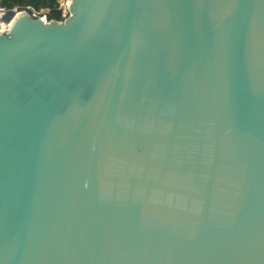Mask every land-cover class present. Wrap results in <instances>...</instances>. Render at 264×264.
Returning a JSON list of instances; mask_svg holds the SVG:
<instances>
[{
	"label": "water",
	"instance_id": "95a60500",
	"mask_svg": "<svg viewBox=\"0 0 264 264\" xmlns=\"http://www.w3.org/2000/svg\"><path fill=\"white\" fill-rule=\"evenodd\" d=\"M0 32V264H264V0H70Z\"/></svg>",
	"mask_w": 264,
	"mask_h": 264
},
{
	"label": "trees",
	"instance_id": "16d2710c",
	"mask_svg": "<svg viewBox=\"0 0 264 264\" xmlns=\"http://www.w3.org/2000/svg\"><path fill=\"white\" fill-rule=\"evenodd\" d=\"M0 6L6 9L14 7H30L37 12L44 13L49 20H61V12L58 9L59 0H0Z\"/></svg>",
	"mask_w": 264,
	"mask_h": 264
},
{
	"label": "built area",
	"instance_id": "2783aa9c",
	"mask_svg": "<svg viewBox=\"0 0 264 264\" xmlns=\"http://www.w3.org/2000/svg\"><path fill=\"white\" fill-rule=\"evenodd\" d=\"M68 1L69 0H66L64 2V0H62V2H64V4H62L61 1L59 0L58 9L61 12L62 19L58 20V21H63L64 19H66L70 15ZM8 10H10V9H6V8L0 6V32H7L8 28L10 26L11 20L10 21L5 20V16L7 15ZM11 10H13L16 14L18 13V7H14ZM32 10H33V13L35 15L39 16L40 18L44 19L45 21H49V19L47 18V16L44 13L37 12L33 8H32ZM51 20H53V19H51Z\"/></svg>",
	"mask_w": 264,
	"mask_h": 264
},
{
	"label": "rangeland",
	"instance_id": "374dc122",
	"mask_svg": "<svg viewBox=\"0 0 264 264\" xmlns=\"http://www.w3.org/2000/svg\"><path fill=\"white\" fill-rule=\"evenodd\" d=\"M60 1H61L62 4H64V2H65L66 0H64V2H62V0H60ZM69 3H70V0L68 1V5H69Z\"/></svg>",
	"mask_w": 264,
	"mask_h": 264
},
{
	"label": "bare ground",
	"instance_id": "6f19581e",
	"mask_svg": "<svg viewBox=\"0 0 264 264\" xmlns=\"http://www.w3.org/2000/svg\"><path fill=\"white\" fill-rule=\"evenodd\" d=\"M12 21H13V19L11 20L10 25H11Z\"/></svg>",
	"mask_w": 264,
	"mask_h": 264
}]
</instances>
